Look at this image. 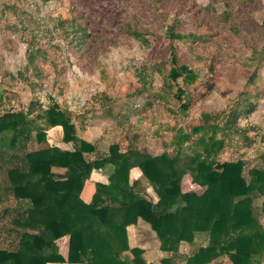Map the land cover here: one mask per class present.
<instances>
[{"label":"rangeland","instance_id":"374dc122","mask_svg":"<svg viewBox=\"0 0 264 264\" xmlns=\"http://www.w3.org/2000/svg\"><path fill=\"white\" fill-rule=\"evenodd\" d=\"M122 23L137 25L144 32L150 29L147 41L119 35ZM83 24L90 26L91 37L87 29L88 33L81 30ZM168 27L197 35L176 41L179 59L197 68L201 77L212 75L215 82L205 97L201 85L187 110L182 107L184 94L178 97L182 79L170 86L152 68L170 55ZM38 47L46 53L30 65L29 51ZM255 71V82L248 83ZM159 94L165 99L157 100ZM248 99L256 103L255 110L239 120V131L218 154L221 162L243 158L250 161L249 167L263 162L264 0L250 4L241 0H0V114L27 111L31 105L38 110L39 105L48 107L57 101L72 112L79 136L96 144L98 152L87 154L90 158L106 153L112 143L136 145L154 155L174 152L172 142L180 130L190 131L200 124L203 113L226 117L233 109L245 112ZM63 137L62 126L47 130L50 145L73 148ZM190 145L184 144L187 153L192 152ZM97 173L102 172L94 170L93 176ZM1 175L0 181L6 182ZM141 181L144 194L158 201L154 189L144 178ZM182 186L184 191L201 189L189 173ZM18 205L9 195L0 209ZM256 206L261 208V199ZM10 219L5 214L0 221L3 246L1 237L5 238ZM259 219L264 226V215ZM141 224L130 233L137 244L153 249L158 236L148 223ZM65 239L58 240L63 254L70 245V238ZM189 244L182 242L176 264H185L198 250L195 242L196 246ZM145 257L153 258L148 252Z\"/></svg>","mask_w":264,"mask_h":264},{"label":"trees","instance_id":"16d2710c","mask_svg":"<svg viewBox=\"0 0 264 264\" xmlns=\"http://www.w3.org/2000/svg\"><path fill=\"white\" fill-rule=\"evenodd\" d=\"M88 24L81 25V30L89 32V38L93 33ZM149 32L122 23L118 34L147 41ZM167 35L170 55L153 65V72L160 73L170 86L182 79L178 97L184 94L182 107L187 110L195 91L200 92L202 85L205 90L200 94L205 97L215 82L212 75L210 79L201 77L197 68L179 59L176 41L196 38V34L168 27ZM45 51L42 47L30 50L29 64ZM256 75V71L251 74L248 83H254ZM165 97L159 94L157 100ZM255 104L248 99L245 112L233 109L226 117L203 113L200 124L190 131L180 130L181 135L172 142L174 152L154 155L136 145L112 143L106 153L94 158L87 154L98 152L96 144L79 136L72 112L57 101L48 107L39 105L38 110L31 105L27 111L0 114V174L6 181H0V202L10 195L19 204L0 209V221L5 214L11 216L5 238L1 237L6 243L0 242V264H176L182 242L193 244L198 238L201 245L185 264L217 260L224 264L226 259L233 264H264V226L259 219L264 215V154L261 164L250 167V161L243 158L222 162L217 158L226 140L239 131V120L252 113ZM222 118L226 120L221 124ZM55 126L63 127L64 141L73 143V148L50 145L47 130ZM246 139L250 146V137L246 135ZM187 142L192 152L184 151ZM135 167L143 176L131 181ZM98 169L108 173L109 182H97L92 201L86 202L81 193ZM187 173L200 190L184 191L182 179ZM143 178L158 201L144 194L140 187ZM139 220L151 226L161 250L171 255L154 263L144 257L143 249L131 247L128 227ZM66 235L70 236L67 259L57 243ZM129 251L132 257L126 253Z\"/></svg>","mask_w":264,"mask_h":264},{"label":"crops","instance_id":"0c3cea01","mask_svg":"<svg viewBox=\"0 0 264 264\" xmlns=\"http://www.w3.org/2000/svg\"><path fill=\"white\" fill-rule=\"evenodd\" d=\"M98 170L101 171L102 173L101 174L99 173V175L97 173L96 176L94 177L93 176V172H92L90 179L86 182L85 187H84V189H83V191L81 193L82 198L86 202H91L92 201L93 196H94V193H95V190H96V183L97 182H103V183H108L109 182V175H108V173L105 170H103V169H98ZM55 171H57V170L55 169ZM58 172H60V171H58ZM142 176H143L142 175V171H141V169L139 167H135V168H133L131 170V181L139 180V179L142 178ZM141 222H144V221L139 220V222L137 224H132V225H130L128 227L130 245H131V247H140L141 249H143V251H144V254H143L144 257L146 255V253L148 252L149 257H153L151 259H149L147 257V259H148L149 262L159 263L158 262L159 260H161V259H163V258H165V257H167V256H169L171 254L168 253V252H165V251L161 250V248H160V240L159 239H157V246L154 247L153 249L148 248L145 245L143 246V243L137 244L138 241H135L136 240V236L135 235H132L130 233V230H131L132 227H136V226H139V225L140 226H143V224H141ZM152 233H155V231L152 230ZM67 237L70 238V236L66 235V236H64V238H66L65 240H67V239L69 240V238H67ZM58 240H57V243L59 245V241ZM61 240H64V239H61ZM201 242L202 241L200 240V238H198L195 241V244L197 245L198 248L200 247ZM69 244H70V242H69ZM190 245H192V244H189V247H190ZM66 253H64V254L61 253V254L67 259L68 258V253H69V249L67 250ZM214 262H217L216 264H218V260L217 261H214ZM60 263H62V262H49L47 264H60ZM64 264H65V262H64ZM224 264H233V263L231 262V260L226 259Z\"/></svg>","mask_w":264,"mask_h":264}]
</instances>
